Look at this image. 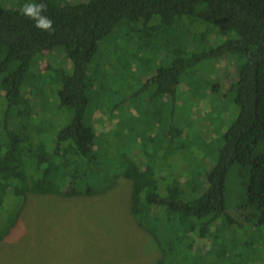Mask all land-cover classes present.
Wrapping results in <instances>:
<instances>
[{"label": "trees", "instance_id": "trees-1", "mask_svg": "<svg viewBox=\"0 0 264 264\" xmlns=\"http://www.w3.org/2000/svg\"><path fill=\"white\" fill-rule=\"evenodd\" d=\"M25 2L0 0V214L7 204L20 207L30 193L91 197L126 179L130 212L159 247L154 264H214L209 258L214 259L215 239L231 244L234 238L225 230L242 227L227 214L223 199L226 172L236 163L248 170L243 214L264 226V0H43L54 32L38 30L19 15ZM110 35H125V44L132 45L127 68V62L133 68L148 66L149 72L137 77L144 75V83L155 85L154 95L173 97L188 70L205 59L235 56L237 76L229 89L237 113L208 169L200 172L191 165L179 173L160 168L156 157L139 162L135 150L105 134L95 145L97 134L85 111L88 90L97 85L88 73L97 64L115 70L112 52L106 53L113 49ZM57 46L70 69L49 74L46 67L36 86L37 71H30L35 55ZM103 70L98 81L100 74L106 77ZM52 97L56 108L72 113L56 132L43 125ZM46 130L49 135L42 138ZM19 214L0 217V241ZM192 233L208 241L210 250L199 247L193 253ZM262 252L251 248L246 256L228 246L217 255H222L219 264H241L242 259L256 264Z\"/></svg>", "mask_w": 264, "mask_h": 264}, {"label": "rangeland", "instance_id": "rangeland-1", "mask_svg": "<svg viewBox=\"0 0 264 264\" xmlns=\"http://www.w3.org/2000/svg\"><path fill=\"white\" fill-rule=\"evenodd\" d=\"M122 36H111L109 43L113 49L106 50L116 60L115 70L107 71L108 66L102 64L89 68L88 74L95 79L97 88L88 90L85 121L96 131L95 145L101 144L105 134L107 139L117 138L120 145L135 150L139 162L156 157L160 168L174 167L179 173L191 165L200 172L208 169L216 157L222 133L237 113L229 89L237 76L235 56L227 53L205 59L194 67L196 70H188L173 97L154 95L155 85L144 83V75L137 77V73L149 72L148 66L133 68L127 62V68L124 64L133 47L125 44ZM46 67L49 74H57L60 68L70 69L62 47L35 55L30 71H37L36 86L42 84ZM102 68L106 77L100 74L102 80L98 81ZM134 91L138 93L132 95ZM190 92L192 95L188 96ZM55 100L49 99L50 111L43 118L49 132H56L72 115L67 107L56 108ZM175 128L182 131L177 133ZM46 131L42 138L49 135ZM189 159L193 161L188 163ZM158 175L163 174L158 171ZM247 178L248 170L236 163L226 172L225 210L242 227L225 230L228 238H234L231 244L224 235L222 242V238L215 239L214 259L209 258L214 264H219L222 255L217 254L228 246L245 252L246 256L251 254V248L257 254L264 251V226L254 225L252 218L243 214V184ZM130 191V181L120 179L110 190L91 197L30 193L20 207L7 204L1 218L14 211L20 214L0 241V264H154L160 258L159 247L130 212ZM189 242L194 245L193 253L199 247L208 251L212 247L193 233ZM240 262L245 264L244 259ZM256 264H264V252L259 254Z\"/></svg>", "mask_w": 264, "mask_h": 264}, {"label": "clouds", "instance_id": "clouds-1", "mask_svg": "<svg viewBox=\"0 0 264 264\" xmlns=\"http://www.w3.org/2000/svg\"><path fill=\"white\" fill-rule=\"evenodd\" d=\"M47 11L46 3L41 0L37 3L36 0H26L19 8V15L25 19L33 21L34 27L41 31L54 32L53 21L48 16L44 15Z\"/></svg>", "mask_w": 264, "mask_h": 264}]
</instances>
